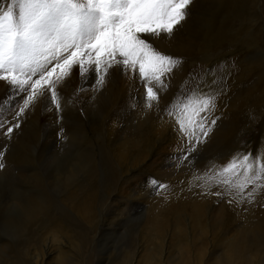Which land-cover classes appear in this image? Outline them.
Masks as SVG:
<instances>
[{
	"label": "rangeland",
	"instance_id": "374dc122",
	"mask_svg": "<svg viewBox=\"0 0 264 264\" xmlns=\"http://www.w3.org/2000/svg\"><path fill=\"white\" fill-rule=\"evenodd\" d=\"M146 39L183 59L158 104L145 107L138 71L133 78L131 70L115 67L102 91L94 92V69L81 80L77 65L58 86L62 113L45 92L19 118L10 139L0 133V264H25L26 253L42 240H55L58 229L71 230L81 242L50 264H122L142 240L156 248L155 236L171 241L162 244L164 264H199L198 250L205 246L204 264H264V190L252 202L230 204V197L212 194L219 188L204 194L188 183L213 162L264 147V0H193L171 37ZM210 67L222 80L211 116L217 122L207 140L192 153L193 163L177 160L186 144L178 131L174 145L158 155L156 147L177 127L166 107L195 88ZM12 95L0 81V118L14 123L27 93ZM137 152L144 170L122 177L120 159L129 163ZM88 198L95 237L74 209L86 212ZM89 240L97 241L95 247ZM145 255L133 253L132 264H142Z\"/></svg>",
	"mask_w": 264,
	"mask_h": 264
},
{
	"label": "snow or ice",
	"instance_id": "6c2138e0",
	"mask_svg": "<svg viewBox=\"0 0 264 264\" xmlns=\"http://www.w3.org/2000/svg\"><path fill=\"white\" fill-rule=\"evenodd\" d=\"M193 0H10L0 6V81L15 96L27 93L14 123L0 118V133L7 138L20 125L19 118L38 99L50 93L57 113L63 112V98L58 86L79 66L81 80L94 69V92L102 91L110 70L119 67L138 71L145 89V107L158 104L160 92L168 87L170 74L182 63L181 57L157 50L147 36L171 37L188 16ZM216 70L208 68L197 86L186 95L181 91L165 112L177 126L183 150L177 160H189L204 143L216 119L219 79ZM209 76L213 77L209 82ZM38 77V78H37ZM203 85L204 87H201ZM82 87L78 91H84ZM74 101L69 98V103ZM62 118V116H61ZM63 130H61L62 134ZM0 152V169L5 167ZM189 188L198 186L204 194L213 188L218 198L230 197L229 203L252 202L264 190V147L240 150L223 163L216 162L197 170L189 179ZM166 189L164 184H156Z\"/></svg>",
	"mask_w": 264,
	"mask_h": 264
},
{
	"label": "bare ground",
	"instance_id": "6f19581e",
	"mask_svg": "<svg viewBox=\"0 0 264 264\" xmlns=\"http://www.w3.org/2000/svg\"><path fill=\"white\" fill-rule=\"evenodd\" d=\"M176 132H177V127H175V126L172 130L171 129L168 130V134L166 135L167 141L163 142L162 144H160L159 146L156 147V149L158 150V155L162 154L165 149L169 148V146L174 145L175 142H173V141H175V139H176V137H175ZM156 133H157V130H156ZM136 154H137V156L129 163L124 162L122 160V158L120 159V167L119 168H120L121 172L123 173L122 177L127 178L128 176H130L132 174V172H137V171L141 172L144 170V165L146 164V161H145V159H141L140 153L137 152ZM151 156H153V153ZM148 159H152V157L148 158ZM90 202L91 201L88 198L87 199V205L85 207L86 212H83V210L79 209V208H74V209H75V212L78 214V216L82 220L86 221L87 225L89 226V228L93 232L92 236L95 237L96 231L92 227V225L94 223V220H93L94 207H91V209L89 207V206H93L94 204L90 203ZM85 214H87V216H83ZM57 233L60 236H57V238L55 240H42L40 248L37 246L31 248L25 255V257L27 258V262L25 264H50V262H51L50 260H52V261L55 260L57 262H61V260L63 259V256H65V254L67 252L71 251L72 249H76L78 247V243L80 240H78L77 236L71 230H69V229H58ZM89 241H91L90 246L95 247L94 243L96 240H89ZM142 241H144V242L139 241L140 242L139 243L140 244L139 250L137 252L132 251L133 253H137V254H140L143 251L146 253L145 256L140 258L141 259L140 262H142V264H164V260H163L164 248H163L162 244L165 242L170 244L171 241L160 240L159 236H155V239L151 240V243H153V246H157V247L153 248V249L149 248V244L147 243V241H145V240H142ZM73 247H75V248H73ZM207 249H208V247L205 246L204 248L201 247L200 251L198 250L199 260H200V261L198 260L199 264L205 263L204 257L209 255L206 253ZM132 252H128L125 254V256H123V260H122L123 263L122 264H132V259L130 258V256L132 257V255H133ZM91 254H92V252L90 253V256L92 257ZM212 255L213 254H211L210 256H212ZM47 259H48V261H47ZM138 263H139V261H138ZM87 264H90V263L87 261ZM134 264H137V263H134Z\"/></svg>",
	"mask_w": 264,
	"mask_h": 264
}]
</instances>
